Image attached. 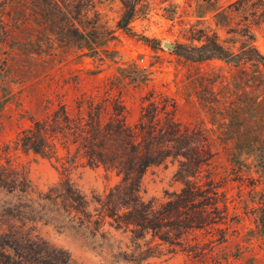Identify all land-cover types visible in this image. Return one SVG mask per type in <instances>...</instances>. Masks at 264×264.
<instances>
[{"label":"rangeland","instance_id":"1","mask_svg":"<svg viewBox=\"0 0 264 264\" xmlns=\"http://www.w3.org/2000/svg\"><path fill=\"white\" fill-rule=\"evenodd\" d=\"M231 1L220 0V4L226 7ZM94 2L101 12L102 31L108 35L107 47L115 53L104 55L97 50L92 55L63 37L52 36L41 14L32 26V41L14 36L0 45V162L25 171L33 190L31 201L0 190V219L11 214L28 217V232L68 251L80 264H264V232L256 219L260 206L264 215V177L255 172L245 173L243 180L229 179L224 186L229 214L227 224L220 227L225 229V238L221 240L212 228L196 229L186 243L175 248L149 234L136 238L130 230L116 228L110 219L99 221L94 211L98 209L96 200L119 177L100 166L87 165L83 158L76 161L68 176L89 200V218L40 197L67 171L53 159L23 152L15 141L30 124L28 117L41 116L47 101L53 108L63 101L73 114L80 94L94 95L105 100L108 118L118 100L125 107L126 121L133 124L141 101L150 92L166 95L176 105L178 120L202 126L214 140L217 153L211 168L218 179L230 166L228 148L221 139L264 135V120L257 108L260 124L254 130L246 129L250 128L246 122L250 117L245 106L247 88L240 73L241 83L234 87V67L219 59L192 62L174 52L179 44H199L195 38L200 32H216L225 47H238L239 43H230L232 34L227 33V27L216 24L213 0H139L140 12L130 22L132 33L116 26L122 13L119 0ZM234 17L243 21L238 13ZM253 29L254 44L264 54V23ZM141 37L155 39L154 47ZM164 42L174 48L163 46ZM131 63L144 70V82L133 83L123 77L125 72L119 68H128ZM176 170L177 164L170 160L149 167L141 181L143 200L159 204L179 190Z\"/></svg>","mask_w":264,"mask_h":264},{"label":"trees","instance_id":"2","mask_svg":"<svg viewBox=\"0 0 264 264\" xmlns=\"http://www.w3.org/2000/svg\"><path fill=\"white\" fill-rule=\"evenodd\" d=\"M213 1L216 24L227 27V33L232 34L230 43H239L238 47H225L216 32H200L195 38L199 44H179L174 52L188 61L219 59L234 67V87L241 83L240 73L247 88L245 106L250 117L246 122L250 128L246 129L254 130L260 124L256 108L264 120V54L254 44L253 29L264 23V0H233L226 7L220 0ZM119 2L122 13L116 26L132 33L130 22L140 12L139 0ZM235 13L243 21H236ZM40 14L52 36L63 37L92 55L97 50L104 55L116 52L107 47L108 35L102 31L101 12L94 0H0V45L14 36L32 41V26ZM233 21L235 25L231 24ZM141 38L154 47L155 39ZM119 69L129 82L146 80L144 70L135 63ZM79 96L73 114L63 101L55 108L47 101L40 110L41 116L30 115V124L16 137L15 144L23 152L53 159L67 171L40 197L62 210L89 218L90 202L68 176L71 167L83 158L87 165L100 166L119 177L96 200L98 209L94 211L99 221L110 219L116 228L128 229L136 238L149 234L173 248L186 243L190 232L196 229L212 228L219 232L221 240L225 238V229L220 227L227 224L229 214L224 186L229 179L243 180L245 173L255 172L264 177V135L240 134L221 139L228 148L230 166L226 175L218 179L211 168L217 153L214 140L202 126L178 120L176 105L168 96L150 92L141 101L139 116L133 124L126 121L121 101L112 105L110 116L105 118V100L86 93ZM167 160L177 164L176 177L181 187L159 204L143 200L144 173ZM0 190L27 201H31L29 196L33 193L25 171L1 162ZM256 210L258 227L264 232V215L260 214L263 207ZM27 218L11 214L0 219V264H80L68 251L28 232Z\"/></svg>","mask_w":264,"mask_h":264},{"label":"water","instance_id":"3","mask_svg":"<svg viewBox=\"0 0 264 264\" xmlns=\"http://www.w3.org/2000/svg\"><path fill=\"white\" fill-rule=\"evenodd\" d=\"M163 46L167 47V48H174V45L172 43H169V42H164L163 43Z\"/></svg>","mask_w":264,"mask_h":264}]
</instances>
